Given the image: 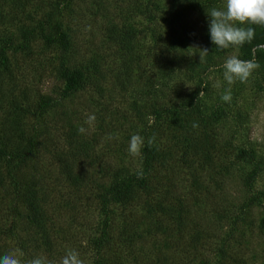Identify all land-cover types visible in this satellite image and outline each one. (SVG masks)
<instances>
[{
  "label": "rangeland",
  "instance_id": "rangeland-1",
  "mask_svg": "<svg viewBox=\"0 0 264 264\" xmlns=\"http://www.w3.org/2000/svg\"><path fill=\"white\" fill-rule=\"evenodd\" d=\"M225 3L0 0V256L264 264V50L221 99L223 63L253 59L264 27L216 48L208 11Z\"/></svg>",
  "mask_w": 264,
  "mask_h": 264
},
{
  "label": "clouds",
  "instance_id": "clouds-1",
  "mask_svg": "<svg viewBox=\"0 0 264 264\" xmlns=\"http://www.w3.org/2000/svg\"><path fill=\"white\" fill-rule=\"evenodd\" d=\"M210 16L209 35L211 42L219 49L239 48L245 43L251 44L255 39L256 28L254 26L264 27V0H226L223 9L213 8L208 11ZM264 50V44L255 45L252 48V57L250 60H242L236 55H230L226 58L222 67L223 79L229 85L227 91L221 96L224 102L230 103L232 100L231 85L237 81L247 83L253 73L260 67L256 60L259 51ZM209 53L208 49H200V63L205 62V57ZM210 71H215L210 68ZM204 92L199 94L202 96ZM95 115L88 116L86 124L92 126L95 122ZM196 125H194L195 127ZM80 134H86L87 129L81 126L78 129ZM155 141V136L148 139L147 143L151 146ZM144 138L138 134H133L129 141L128 152L132 157H139L141 149L144 147ZM138 178H143L142 170L137 171ZM0 264H23L20 256L15 253H6L0 256ZM27 264H53L46 256H36L30 259ZM59 264H85L80 258L79 252L68 250L61 258Z\"/></svg>",
  "mask_w": 264,
  "mask_h": 264
},
{
  "label": "trees",
  "instance_id": "trees-1",
  "mask_svg": "<svg viewBox=\"0 0 264 264\" xmlns=\"http://www.w3.org/2000/svg\"><path fill=\"white\" fill-rule=\"evenodd\" d=\"M61 44L63 46V48L66 50L67 49V46L66 44H64V42L61 40ZM62 77L65 78V79H68L69 80V90L70 91H73V90H76L77 87H78V82L76 80V78L73 76V75H66V74H62ZM47 104V102L45 103ZM3 152V150L0 148V154ZM4 153V152H3ZM147 153L149 154V159H152V155H151V150L147 149ZM109 195H112V198H117V197H123L124 196V193L123 191H118L117 189H111L109 192H108Z\"/></svg>",
  "mask_w": 264,
  "mask_h": 264
}]
</instances>
